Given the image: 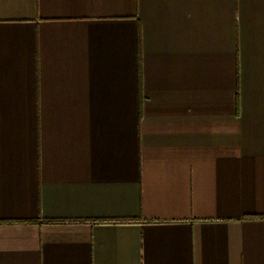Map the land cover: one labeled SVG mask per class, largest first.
<instances>
[{
	"label": "crops",
	"instance_id": "0c3cea01",
	"mask_svg": "<svg viewBox=\"0 0 264 264\" xmlns=\"http://www.w3.org/2000/svg\"><path fill=\"white\" fill-rule=\"evenodd\" d=\"M0 264H264V0H0Z\"/></svg>",
	"mask_w": 264,
	"mask_h": 264
},
{
	"label": "trees",
	"instance_id": "16d2710c",
	"mask_svg": "<svg viewBox=\"0 0 264 264\" xmlns=\"http://www.w3.org/2000/svg\"><path fill=\"white\" fill-rule=\"evenodd\" d=\"M138 85H140L139 73H138Z\"/></svg>",
	"mask_w": 264,
	"mask_h": 264
}]
</instances>
